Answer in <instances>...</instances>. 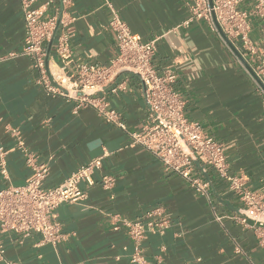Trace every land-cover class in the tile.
I'll list each match as a JSON object with an SVG mask.
<instances>
[{"label":"crops","instance_id":"1","mask_svg":"<svg viewBox=\"0 0 264 264\" xmlns=\"http://www.w3.org/2000/svg\"><path fill=\"white\" fill-rule=\"evenodd\" d=\"M110 1L134 34L144 41L157 39V70L177 75L175 89L186 101V117L224 146L231 174L245 176L249 189L264 193V89L251 72L204 21L175 29L188 17V0ZM241 8L250 5L243 3ZM66 13L74 18L66 28L71 58L64 63L58 57L56 40L46 44L49 72L71 75L83 64L109 67L118 48L104 0H73ZM51 14L54 9L46 17ZM250 36L256 42L264 36V23L256 17L251 19ZM24 40L20 0H0V58L20 52ZM39 79L29 58L0 62V145L8 151L9 168V179L0 178V189L21 187L31 175L19 141L50 166L47 188L96 158L104 160L88 199L63 204L56 211L67 239L55 249L38 246L36 235L22 245L16 236L4 234L9 260L133 264L135 244L125 229H113L116 217L134 220L162 208L169 228L148 232L142 243L150 264H264V245L253 222L245 225L232 219L243 210V202L213 169L203 174L210 183L209 200L188 180L167 172L94 108L75 113L74 100L47 94ZM121 83L124 89L114 92ZM98 96L123 116L130 132L147 123L149 111L135 75L118 73ZM103 175L114 177L112 187H103Z\"/></svg>","mask_w":264,"mask_h":264},{"label":"built area","instance_id":"2","mask_svg":"<svg viewBox=\"0 0 264 264\" xmlns=\"http://www.w3.org/2000/svg\"><path fill=\"white\" fill-rule=\"evenodd\" d=\"M40 1L20 0L25 21L24 45L20 52L2 57L0 62L17 57L29 58L39 71V83L47 94L74 100L75 113L82 108H94L105 122L127 133L134 144L142 146L157 158L167 172L188 180L198 194L209 200L210 183L203 178V174L213 169L243 202V210L232 219L245 225L252 221L260 243L264 245V193L249 189L245 176L232 175L224 146L206 133L199 123L186 117V101L175 89L177 75L172 71L160 73L154 64L157 39L144 41L140 35L134 34L111 1L104 0L111 11L109 25L116 35L117 58L109 67L83 64L74 74L52 75L47 66L45 45L56 40L58 57L64 63L70 60L66 28L74 18L66 11L73 0H42L37 6ZM243 3H248L250 9H242ZM187 6V19L175 29L188 28L195 22L204 21L221 36L218 23L264 83V36L258 42L250 36L252 18L256 17L264 23V0H188ZM51 9H54V14L46 17ZM120 72L135 75L142 84L149 112L147 123L138 132H130L123 116L110 107L105 97L98 96ZM119 89H124V83L117 85L113 91ZM19 149L31 175L21 187L0 189V264H23L7 258L2 240L4 234L16 236L22 245L36 235L40 237L38 246L49 245L55 249L65 241L67 236L56 211L63 204H77L88 199V191L96 185L95 174L102 169L104 160V157L96 158L74 171L58 186L47 188L45 182L50 166L39 162L37 156L25 148L23 141H19ZM7 156L8 151L0 145V178L5 180L9 179ZM114 182V177L102 176L103 187L110 188ZM122 228L135 244L131 262L150 264L143 255L142 243L148 232L168 229L169 221L164 218L163 209L156 208L134 220L116 217L113 229L118 231Z\"/></svg>","mask_w":264,"mask_h":264},{"label":"water","instance_id":"3","mask_svg":"<svg viewBox=\"0 0 264 264\" xmlns=\"http://www.w3.org/2000/svg\"><path fill=\"white\" fill-rule=\"evenodd\" d=\"M212 1V0H211ZM217 28L222 36V38L224 39V41L229 45V47L234 51V53L238 56V58L242 61V63L245 65V67L251 72V74L255 77V79L257 80V82L261 85V87L264 89V83L263 81H261V79L254 73L253 69L251 68V66L249 65V63L243 58V56L241 55V53L238 51V49L228 40V38L225 36V34L223 33L221 27L219 26V24L217 23Z\"/></svg>","mask_w":264,"mask_h":264}]
</instances>
